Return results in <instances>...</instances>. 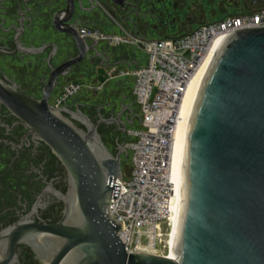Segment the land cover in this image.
<instances>
[{"label": "water", "instance_id": "obj_1", "mask_svg": "<svg viewBox=\"0 0 264 264\" xmlns=\"http://www.w3.org/2000/svg\"><path fill=\"white\" fill-rule=\"evenodd\" d=\"M66 1L50 21L79 53L52 69L42 99L0 81L1 103L49 147L67 182L65 192L53 188L63 205L57 222L26 218L0 236L8 258L23 244L40 264H264V26L223 34L203 72L182 141L173 258H166L129 251L110 213L124 143L114 154L98 129L104 120L49 102L57 77L88 48L76 21L68 23L76 0Z\"/></svg>", "mask_w": 264, "mask_h": 264}, {"label": "flooded vegetation", "instance_id": "obj_2", "mask_svg": "<svg viewBox=\"0 0 264 264\" xmlns=\"http://www.w3.org/2000/svg\"><path fill=\"white\" fill-rule=\"evenodd\" d=\"M66 4V0H0L3 84L40 100L52 69L77 56L79 51L72 36L57 31L50 21ZM263 4L264 0H76L68 23L76 21L79 34L87 26L104 32L124 30L142 39H161L186 35L203 24L238 12H253ZM86 42L83 58L69 66L65 75L57 77L50 104L66 83L88 81L93 72L128 62L129 55L123 49L105 42H97L91 48L87 38ZM115 92L117 96L107 95L108 103L93 104L87 99L78 101L77 97L67 103L69 109L86 114L93 122L104 120L98 129L114 154L125 142L127 128L140 120L139 108L136 110L133 101ZM111 97H118L119 104L116 99L112 103ZM78 125L83 127L80 122ZM53 188L63 192L67 189L61 163L0 101V236L26 218L57 222L63 205ZM7 252L6 240L2 238L0 264H40L26 245H15L9 258Z\"/></svg>", "mask_w": 264, "mask_h": 264}, {"label": "built area", "instance_id": "obj_3", "mask_svg": "<svg viewBox=\"0 0 264 264\" xmlns=\"http://www.w3.org/2000/svg\"><path fill=\"white\" fill-rule=\"evenodd\" d=\"M262 26L264 4L253 12H238L208 22L180 37L142 39L124 30L80 29L90 43L96 40L113 47L129 46L144 54L141 59L135 54L128 62L106 68L109 79H132V96L140 114V120L127 128L124 142L131 170L124 173L123 180H115L117 188L109 208L113 218L123 224L119 236L129 251L173 258L178 194L171 151L182 99L223 34ZM93 84L70 81L51 103L62 107L84 89H101Z\"/></svg>", "mask_w": 264, "mask_h": 264}, {"label": "rangeland", "instance_id": "obj_4", "mask_svg": "<svg viewBox=\"0 0 264 264\" xmlns=\"http://www.w3.org/2000/svg\"><path fill=\"white\" fill-rule=\"evenodd\" d=\"M118 49H120V50L123 49L125 52H127L128 54H126V55H129V58L135 54H137V56H139V59L144 57L143 53L136 52L135 49H133L129 46H121V47H118ZM84 83L98 84V85H100L101 89H99V90L84 89L82 92H80V94L78 96H76L78 101H84L85 99H87L88 101H90V103H93V104H96V103L102 104V102H104V101H107V103H108V101H110L109 100L110 96H107V95H110V94L113 95V93H114V95L117 96L115 91H119L121 94H123V95L125 94L127 99L130 98L129 101L132 100L133 104L136 106V110L138 109L137 105L134 103V100L132 99L133 98V96H132V84H133L132 79L127 78L124 81L123 80H116L114 78L109 79V76H108L106 70L104 69L101 71L93 72L90 75L88 81L85 80ZM96 92L98 95L96 94ZM104 94H106V96ZM123 98H125V97H123ZM115 99H116L117 103L119 104L120 100L118 99V97H115ZM115 99H114V97H111L112 103ZM107 112H108V110H104V113H107ZM74 123L78 125L77 121H74ZM118 136H119V138H122L121 134H118ZM112 150H114V149L112 148ZM129 156L130 155L128 153L126 156H122V169H123V172L126 174H129L130 170H131V161H130ZM144 242H146V241L144 240Z\"/></svg>", "mask_w": 264, "mask_h": 264}, {"label": "bare ground", "instance_id": "obj_5", "mask_svg": "<svg viewBox=\"0 0 264 264\" xmlns=\"http://www.w3.org/2000/svg\"><path fill=\"white\" fill-rule=\"evenodd\" d=\"M210 57L202 65V67L197 71V73L194 75V77L190 81L189 86L184 94V97L180 105L179 119L177 122L176 131L174 134V140L172 144V151H171V171H172V176L176 182V190H177L178 196H179V185H180L181 151H182V141H183L185 126H186V122H187V118H188V114H189V110L192 104L194 94L201 80L203 72L210 60ZM177 207H178V203L176 206V213L174 216L175 223H176ZM174 230H175V226H174ZM172 256H173V253H172Z\"/></svg>", "mask_w": 264, "mask_h": 264}]
</instances>
